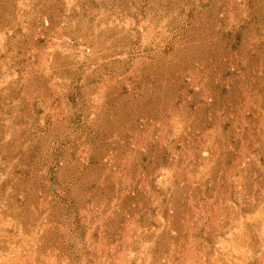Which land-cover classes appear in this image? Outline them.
Wrapping results in <instances>:
<instances>
[{"label":"rangeland","instance_id":"1","mask_svg":"<svg viewBox=\"0 0 264 264\" xmlns=\"http://www.w3.org/2000/svg\"><path fill=\"white\" fill-rule=\"evenodd\" d=\"M0 264H264V0H0Z\"/></svg>","mask_w":264,"mask_h":264}]
</instances>
